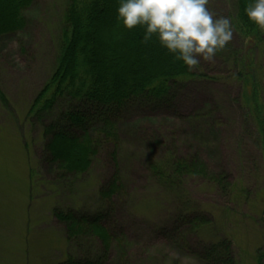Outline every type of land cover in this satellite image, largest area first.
Masks as SVG:
<instances>
[{
  "label": "rangeland",
  "instance_id": "rangeland-1",
  "mask_svg": "<svg viewBox=\"0 0 264 264\" xmlns=\"http://www.w3.org/2000/svg\"><path fill=\"white\" fill-rule=\"evenodd\" d=\"M66 4L33 0L22 13L24 30L0 39V264H222L203 256L219 240L235 264H264V162L234 72L243 40L234 31L213 61H201L193 80L171 84L162 102L133 101L115 112L114 142L101 135L87 172L60 175L44 159L41 123L27 111L53 69ZM208 8L231 17L234 0H209ZM253 57L264 104V35ZM71 127L77 136L65 139L72 142L80 131ZM195 156L224 176L226 192L207 178H158L173 171L172 159ZM113 179L119 192L101 197ZM54 209L97 216L107 246L92 236L67 240Z\"/></svg>",
  "mask_w": 264,
  "mask_h": 264
},
{
  "label": "trees",
  "instance_id": "trees-1",
  "mask_svg": "<svg viewBox=\"0 0 264 264\" xmlns=\"http://www.w3.org/2000/svg\"><path fill=\"white\" fill-rule=\"evenodd\" d=\"M32 1L0 0V39L24 30L26 22L22 13ZM248 2L234 0L230 17L234 31L244 42L243 49L234 59V72L241 82L242 97L257 128L264 162V104L260 99V68L253 57V51L262 44L264 30L248 21L244 13ZM118 6L119 0H67L54 44L53 69L27 111L28 117L41 123L44 159L54 165L60 175L87 172L101 135L114 142L113 120L118 119L115 112L133 101L162 102L170 93L171 84L194 79L193 71L189 72L182 62L161 48L155 38L145 43L142 28H124L117 19ZM1 99L4 100L0 93ZM54 110L57 111L53 116L55 119H47ZM100 120L102 124L95 128L93 123ZM73 125L79 129L80 136L71 142L65 137ZM69 134L77 136L74 131ZM196 156L189 163L172 159L169 169L173 171L168 175L159 171L156 173L158 178L169 183L187 175L207 178L226 192L230 186L224 176L212 174ZM29 172L33 181L32 167ZM115 182L116 179L111 181L107 192H100L101 197L119 192ZM261 199L264 202V191ZM52 212L65 223L67 240L78 235L92 236L107 246L108 236L96 220L97 216L89 220L76 217L67 210L63 213L54 209ZM262 212L264 214V207ZM228 247L226 241L219 240L210 244L203 256L212 263L216 258L222 264H235Z\"/></svg>",
  "mask_w": 264,
  "mask_h": 264
},
{
  "label": "clouds",
  "instance_id": "clouds-1",
  "mask_svg": "<svg viewBox=\"0 0 264 264\" xmlns=\"http://www.w3.org/2000/svg\"><path fill=\"white\" fill-rule=\"evenodd\" d=\"M208 4L209 0H119L117 19L127 30L142 28L145 43L155 38L191 72L201 61H213L233 39L232 19L215 17ZM244 13L264 30V0H249Z\"/></svg>",
  "mask_w": 264,
  "mask_h": 264
}]
</instances>
